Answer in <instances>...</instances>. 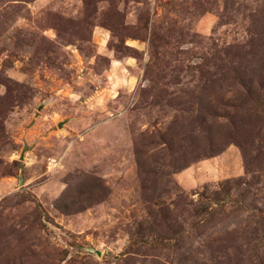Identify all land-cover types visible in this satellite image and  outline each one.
Masks as SVG:
<instances>
[{
  "label": "rangeland",
  "instance_id": "374dc122",
  "mask_svg": "<svg viewBox=\"0 0 264 264\" xmlns=\"http://www.w3.org/2000/svg\"><path fill=\"white\" fill-rule=\"evenodd\" d=\"M0 264H264V0H0Z\"/></svg>",
  "mask_w": 264,
  "mask_h": 264
}]
</instances>
